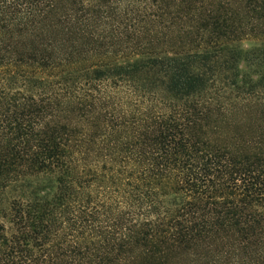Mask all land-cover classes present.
Here are the masks:
<instances>
[{
    "label": "trees",
    "instance_id": "trees-1",
    "mask_svg": "<svg viewBox=\"0 0 264 264\" xmlns=\"http://www.w3.org/2000/svg\"><path fill=\"white\" fill-rule=\"evenodd\" d=\"M39 177L0 264H264V0H0V190Z\"/></svg>",
    "mask_w": 264,
    "mask_h": 264
},
{
    "label": "rangeland",
    "instance_id": "rangeland-1",
    "mask_svg": "<svg viewBox=\"0 0 264 264\" xmlns=\"http://www.w3.org/2000/svg\"><path fill=\"white\" fill-rule=\"evenodd\" d=\"M242 49H248V45L240 46ZM55 189V180L47 177L29 178L26 181L12 185L6 190H0V220L9 227L7 215L10 212L13 200L19 199L25 195L38 193L41 195L50 194ZM169 264H193L191 258L181 257L178 260L173 258ZM195 264H207L205 261H199Z\"/></svg>",
    "mask_w": 264,
    "mask_h": 264
}]
</instances>
